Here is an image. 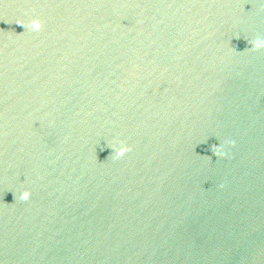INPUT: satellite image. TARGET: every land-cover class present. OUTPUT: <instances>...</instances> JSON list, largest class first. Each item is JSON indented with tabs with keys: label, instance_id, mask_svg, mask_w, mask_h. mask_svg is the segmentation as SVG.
<instances>
[{
	"label": "water",
	"instance_id": "water-1",
	"mask_svg": "<svg viewBox=\"0 0 264 264\" xmlns=\"http://www.w3.org/2000/svg\"><path fill=\"white\" fill-rule=\"evenodd\" d=\"M264 170V0H95Z\"/></svg>",
	"mask_w": 264,
	"mask_h": 264
},
{
	"label": "clouds",
	"instance_id": "clouds-1",
	"mask_svg": "<svg viewBox=\"0 0 264 264\" xmlns=\"http://www.w3.org/2000/svg\"><path fill=\"white\" fill-rule=\"evenodd\" d=\"M33 29L34 30H39V22H33V25H32ZM254 46L255 47H261V46H264V40H260V39H257L256 41H254ZM227 143L229 144H233L234 142L233 141H228ZM214 148H220V145H217L215 146ZM129 149L127 148V146H121L120 148L116 149L115 150V155L117 157L119 156H122L126 151H128ZM225 153L223 152H220L219 155H224ZM31 193L28 192V191H23L19 194V199L22 200V201H27L30 197Z\"/></svg>",
	"mask_w": 264,
	"mask_h": 264
}]
</instances>
